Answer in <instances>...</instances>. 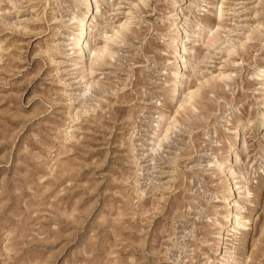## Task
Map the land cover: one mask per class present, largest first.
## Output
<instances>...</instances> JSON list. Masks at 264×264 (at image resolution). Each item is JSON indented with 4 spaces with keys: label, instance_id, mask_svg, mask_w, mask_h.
<instances>
[{
    "label": "rangeland",
    "instance_id": "1",
    "mask_svg": "<svg viewBox=\"0 0 264 264\" xmlns=\"http://www.w3.org/2000/svg\"><path fill=\"white\" fill-rule=\"evenodd\" d=\"M92 4L0 0V264H264V0Z\"/></svg>",
    "mask_w": 264,
    "mask_h": 264
},
{
    "label": "bare ground",
    "instance_id": "2",
    "mask_svg": "<svg viewBox=\"0 0 264 264\" xmlns=\"http://www.w3.org/2000/svg\"><path fill=\"white\" fill-rule=\"evenodd\" d=\"M222 5V4H221ZM93 4H92V0H87V10H93ZM220 12H218L216 14V17L218 18L217 20H220L222 21L221 17H222V13H223V7L220 6ZM83 14V13H82ZM85 14V13H84ZM83 14V15H84ZM82 15V16H83ZM81 15L80 17L78 18V26L80 27V31H79V35H78V38L76 39V42H75V45H77L79 47V53L81 55L82 58H87V56H91L93 55V50L89 47L88 45V41H87V37L91 34V31H92V28L90 26V24L87 22H84V21H81V18H83ZM182 17V16H181ZM180 17V18H181ZM220 21L218 22V28L221 27L220 25ZM92 23V22H90ZM126 24V23H125ZM215 28V25L209 29L208 32L211 33V31H213ZM178 32L180 31V28L178 27L177 28ZM122 30V29H121ZM124 30V29H123ZM203 32V31H202ZM218 32L215 31L214 33ZM115 33H119V32H115ZM205 33V32H204ZM203 35V34H202ZM211 35H213L211 33ZM210 35V36H211ZM107 36V35H106ZM208 36V35H207ZM209 36V37H210ZM113 37V35H109L106 38V43L105 45L100 49V50H96L95 51V57H99L101 56L105 50L108 48V41ZM203 37V36H202ZM205 39V38H204ZM185 41V40H184ZM212 43V42H211ZM187 53L189 52L188 48L186 47V45L182 42V43H177L176 47H175V50H174V56L176 57V61H178V70L175 72V76H174V85H173V89L171 90V97L173 98H177L176 95L178 94L179 90H180V87L182 85V80H183V77H184V73H183V70L186 68V65H185V62H184V53ZM259 76H264V66H261L258 70V73H257ZM182 88V87H181ZM194 92L192 91L189 95H188V99L185 100V102H189L191 99H193L194 97ZM180 99V98H179ZM178 99V100H179ZM175 102V101H174ZM179 102V101H178ZM264 116V113L262 115V117ZM261 120V119H260ZM264 122V121H262ZM236 135L238 136V132H240V129H239V125L236 127ZM233 154V153H232ZM226 172L227 169L225 170ZM227 174V173H226ZM240 177V176H239ZM230 178V177H229ZM235 187L236 184H233L232 185V193H236L235 191ZM238 189V188H237ZM231 193V192H230ZM230 204H232V202H230ZM234 205V204H233ZM229 223H231L230 227L232 228H239V227H243V226H247V225H250V222H251V219L249 217H241L239 215H237V213L235 211H232L231 214H230V220L228 221ZM243 224V226L241 225ZM229 233V232H228ZM217 262V261H216Z\"/></svg>",
    "mask_w": 264,
    "mask_h": 264
}]
</instances>
